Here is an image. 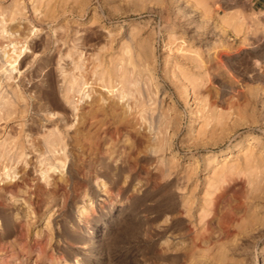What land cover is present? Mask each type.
<instances>
[{
  "label": "rangeland",
  "instance_id": "1",
  "mask_svg": "<svg viewBox=\"0 0 264 264\" xmlns=\"http://www.w3.org/2000/svg\"><path fill=\"white\" fill-rule=\"evenodd\" d=\"M0 264H264V0H0Z\"/></svg>",
  "mask_w": 264,
  "mask_h": 264
},
{
  "label": "bare ground",
  "instance_id": "2",
  "mask_svg": "<svg viewBox=\"0 0 264 264\" xmlns=\"http://www.w3.org/2000/svg\"><path fill=\"white\" fill-rule=\"evenodd\" d=\"M17 60V59H16Z\"/></svg>",
  "mask_w": 264,
  "mask_h": 264
}]
</instances>
